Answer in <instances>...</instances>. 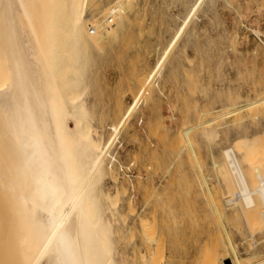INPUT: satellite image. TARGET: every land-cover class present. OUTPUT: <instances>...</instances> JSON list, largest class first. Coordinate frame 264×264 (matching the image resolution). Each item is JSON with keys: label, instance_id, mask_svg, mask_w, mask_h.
<instances>
[{"label": "rangeland", "instance_id": "1", "mask_svg": "<svg viewBox=\"0 0 264 264\" xmlns=\"http://www.w3.org/2000/svg\"><path fill=\"white\" fill-rule=\"evenodd\" d=\"M81 45L86 123L106 146L107 128L123 127L114 156L136 170L133 196L117 165V184L97 186L117 263L231 264L235 247L263 251L262 232L231 211L218 218L212 199L235 190L224 148L251 187L264 176V0H126ZM159 67V89L126 119Z\"/></svg>", "mask_w": 264, "mask_h": 264}, {"label": "bare ground", "instance_id": "2", "mask_svg": "<svg viewBox=\"0 0 264 264\" xmlns=\"http://www.w3.org/2000/svg\"><path fill=\"white\" fill-rule=\"evenodd\" d=\"M125 3L0 0V264H118L97 186L106 178L117 184L113 165L119 171L124 165L113 149L123 127L107 128L113 137L107 146L91 133L77 57L92 29ZM161 69L139 99L135 91L125 115L147 102ZM222 156L235 190L222 201L212 199L214 212L223 221L231 211L233 219L253 223L264 243V176L255 174L251 187L233 150L224 148ZM118 191L112 196L101 189L109 200ZM251 243L245 255L235 247L225 259L264 264V250ZM220 261L211 258L210 264Z\"/></svg>", "mask_w": 264, "mask_h": 264}, {"label": "built area", "instance_id": "3", "mask_svg": "<svg viewBox=\"0 0 264 264\" xmlns=\"http://www.w3.org/2000/svg\"><path fill=\"white\" fill-rule=\"evenodd\" d=\"M120 174H121V177H123V179L129 182V185H128L129 194L133 196L134 191L131 185L132 184L131 181H134V178L136 176V170L134 168L133 162H125L124 167L120 168Z\"/></svg>", "mask_w": 264, "mask_h": 264}]
</instances>
